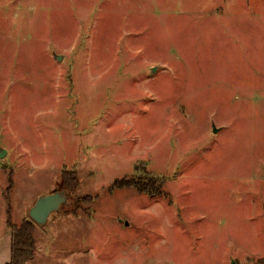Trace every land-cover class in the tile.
Masks as SVG:
<instances>
[{"label":"rangeland","instance_id":"obj_1","mask_svg":"<svg viewBox=\"0 0 264 264\" xmlns=\"http://www.w3.org/2000/svg\"><path fill=\"white\" fill-rule=\"evenodd\" d=\"M2 149L0 261L76 170L26 264H264V0H0Z\"/></svg>","mask_w":264,"mask_h":264},{"label":"trees","instance_id":"obj_2","mask_svg":"<svg viewBox=\"0 0 264 264\" xmlns=\"http://www.w3.org/2000/svg\"><path fill=\"white\" fill-rule=\"evenodd\" d=\"M80 179L76 170H64L61 176V181L58 184L60 191H65L67 194L68 203L62 206L79 208L82 204L90 205L93 203V197L86 195L76 197L79 188ZM127 186L136 187L140 192H150L152 195H164L163 182H159L155 178H150L147 181H141L133 178L128 181ZM122 183H115L114 188H122ZM76 212V209H75ZM9 226L11 228V260L7 264H26L30 261L36 252V230L37 224L31 219L23 220L16 224L9 219Z\"/></svg>","mask_w":264,"mask_h":264},{"label":"water","instance_id":"obj_3","mask_svg":"<svg viewBox=\"0 0 264 264\" xmlns=\"http://www.w3.org/2000/svg\"><path fill=\"white\" fill-rule=\"evenodd\" d=\"M61 57H59L60 59ZM215 132L218 129L215 128ZM5 150L2 149L0 157H3ZM67 194L65 191H60L58 188L52 193L45 194L39 197L35 205L30 211L31 219L40 226H45L48 223L49 218L55 212L61 210L62 206L67 204ZM233 264H236L233 262Z\"/></svg>","mask_w":264,"mask_h":264},{"label":"crops","instance_id":"obj_4","mask_svg":"<svg viewBox=\"0 0 264 264\" xmlns=\"http://www.w3.org/2000/svg\"><path fill=\"white\" fill-rule=\"evenodd\" d=\"M8 237H9L8 240L10 241V246H11V236L9 235ZM9 249H10V247H9ZM7 253L9 254L8 257L3 256L4 259H3V261H0V264H7L10 262V260H11V249H10V252H7Z\"/></svg>","mask_w":264,"mask_h":264}]
</instances>
